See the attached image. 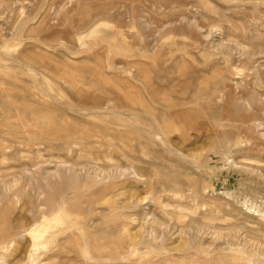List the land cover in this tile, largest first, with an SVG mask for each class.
Returning a JSON list of instances; mask_svg holds the SVG:
<instances>
[{"label":"rangeland","instance_id":"rangeland-1","mask_svg":"<svg viewBox=\"0 0 264 264\" xmlns=\"http://www.w3.org/2000/svg\"><path fill=\"white\" fill-rule=\"evenodd\" d=\"M0 264H264V0H0Z\"/></svg>","mask_w":264,"mask_h":264}]
</instances>
